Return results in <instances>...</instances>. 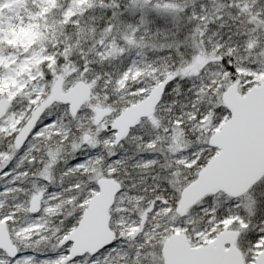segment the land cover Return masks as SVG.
Instances as JSON below:
<instances>
[{
	"label": "snow or ice",
	"instance_id": "6c2138e0",
	"mask_svg": "<svg viewBox=\"0 0 264 264\" xmlns=\"http://www.w3.org/2000/svg\"><path fill=\"white\" fill-rule=\"evenodd\" d=\"M0 264H264V0H0Z\"/></svg>",
	"mask_w": 264,
	"mask_h": 264
}]
</instances>
